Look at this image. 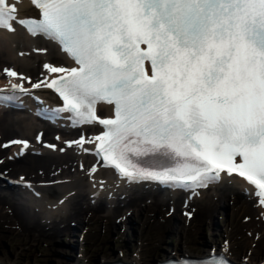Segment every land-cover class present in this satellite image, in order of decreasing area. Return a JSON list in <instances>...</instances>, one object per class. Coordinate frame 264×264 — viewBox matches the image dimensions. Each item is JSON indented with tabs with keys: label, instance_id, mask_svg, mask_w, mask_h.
I'll return each instance as SVG.
<instances>
[{
	"label": "snow or ice",
	"instance_id": "1",
	"mask_svg": "<svg viewBox=\"0 0 264 264\" xmlns=\"http://www.w3.org/2000/svg\"><path fill=\"white\" fill-rule=\"evenodd\" d=\"M32 2L39 17L21 19L16 3L0 0V28L44 35L76 66L46 64L50 75L36 83L5 73L54 91L73 124L103 126L77 144L93 143L134 182L194 190L235 172L264 205V0ZM11 91L30 94L23 83ZM101 102L112 117L97 114Z\"/></svg>",
	"mask_w": 264,
	"mask_h": 264
},
{
	"label": "bare ground",
	"instance_id": "2",
	"mask_svg": "<svg viewBox=\"0 0 264 264\" xmlns=\"http://www.w3.org/2000/svg\"><path fill=\"white\" fill-rule=\"evenodd\" d=\"M9 2L16 3L21 19L38 12L32 0ZM14 27L15 31L0 28V88L11 89L13 84L23 83L30 94L17 91L21 107L0 104V159H3L0 162V227L6 223L11 226V232L18 233L13 239L14 258L5 260L6 263L36 264L18 263L16 256L27 253L28 240L22 236L35 241L47 237L54 240L83 226L85 221L88 224L92 220L104 222L107 215L114 216L117 225L132 215H142V222L157 218L159 226L161 219L167 230L178 232L181 240L187 239L193 227L213 222L215 213L227 202L232 207L233 220L224 221L229 225L225 231L227 238L218 247V253L236 259L232 251L238 237L246 243L240 250V260L251 258L247 248H251L252 241L262 247L264 205L259 203L255 187L245 178L221 172L217 181L194 190L163 186L155 181H129L96 159L93 143L77 144L75 138L85 134V139L91 140L103 126L71 124L68 114L59 112L60 102L54 91L33 89L4 70L12 67L36 83L50 75L44 65L69 68L75 66L73 60L54 40L33 36L19 23ZM53 107L57 108L53 119L38 115L39 109ZM98 112L111 116L112 105L101 102ZM13 137L26 141L27 148L6 142ZM6 178L13 181L8 183ZM188 210L193 211L191 217L187 215ZM244 227L252 231L250 237L244 236ZM249 250L253 252L252 248ZM129 259L141 261L135 256ZM70 263L87 264V258L72 259Z\"/></svg>",
	"mask_w": 264,
	"mask_h": 264
},
{
	"label": "rangeland",
	"instance_id": "3",
	"mask_svg": "<svg viewBox=\"0 0 264 264\" xmlns=\"http://www.w3.org/2000/svg\"><path fill=\"white\" fill-rule=\"evenodd\" d=\"M2 160L0 159V162ZM220 210L213 216V222L203 224L200 228L193 227L188 238L183 240L180 239L178 232L167 230V225L161 219L162 225L159 226L157 218L152 222L149 220L142 222V215H132L129 220L117 225L115 217L107 215L104 222L96 223L92 220L88 224V221H85L83 226L62 233L54 240H49L47 237L44 240L35 241L21 235L28 240L27 253L16 257L17 261L19 260L18 263L32 261L36 264H69L72 259L86 257L87 264H95L102 259V261L115 260L119 257V259L130 260V257L135 256L140 258V262L147 264L167 256H179L181 253L199 255L210 251L218 252V247L227 238L225 231L228 230L229 225H225L224 221L225 219L233 220L230 203L220 206ZM192 214V210L187 211L189 217ZM10 229L11 226L9 227L6 223H2L0 227V261L4 262L14 258L16 252L13 239L18 236V233H13ZM243 231L246 237L252 235V231L246 227ZM263 243L261 249L255 240L252 241L253 252L249 250L251 248H247V253L251 256L246 259L248 262L262 261L264 264ZM245 245L242 237H238L234 242L232 252L235 254H232L237 256H234L236 259H242L239 253Z\"/></svg>",
	"mask_w": 264,
	"mask_h": 264
}]
</instances>
